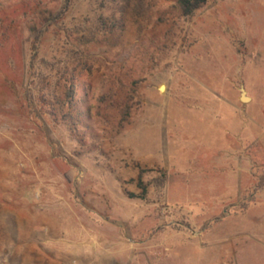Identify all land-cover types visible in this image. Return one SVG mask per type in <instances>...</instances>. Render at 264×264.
Here are the masks:
<instances>
[{"label":"rangeland","instance_id":"374dc122","mask_svg":"<svg viewBox=\"0 0 264 264\" xmlns=\"http://www.w3.org/2000/svg\"><path fill=\"white\" fill-rule=\"evenodd\" d=\"M175 4L0 0V264H264V0Z\"/></svg>","mask_w":264,"mask_h":264},{"label":"trees","instance_id":"16d2710c","mask_svg":"<svg viewBox=\"0 0 264 264\" xmlns=\"http://www.w3.org/2000/svg\"><path fill=\"white\" fill-rule=\"evenodd\" d=\"M207 2L208 0H176L175 7L178 12V16L176 18L177 19L183 18L184 20H190L200 9H202L207 4ZM121 4H122V12L124 11L127 12L131 7L134 13L135 12L140 13L143 9L144 0H136L134 4H132L131 0H121ZM109 20L111 24V29H109V32H111L112 29H115L116 27L119 28L122 27V26H117V24L121 21L120 19L117 20V18L110 17ZM164 21L165 23L169 22L167 18ZM97 22L98 24H101V27H104L106 25L101 16H99ZM91 29L94 30V27H92ZM92 30H90L91 39H93L94 36ZM91 69L89 68L88 72H90ZM107 79L108 81H106V86H108V90L107 92L104 91L97 98V105H98L97 108L100 109L103 106L107 108L113 107L115 111H117V115L115 116V119H117L116 125L117 127L119 126L123 127L124 123H128V119L130 118V111L132 109L130 102L133 99V93H135L134 86L137 85L138 82L137 79H131L130 77L128 78L126 76L124 79L117 78V76H115L114 74L107 77ZM72 85L73 84H71L67 88L66 92L68 96H72L73 98L74 86ZM118 95H120V97L116 99ZM160 177H161L160 186H162L163 184H165L167 175L165 172H162L160 173ZM262 187H264L263 180L259 182V184L257 185V189H261ZM140 198L143 199L144 196H141Z\"/></svg>","mask_w":264,"mask_h":264},{"label":"water","instance_id":"95a60500","mask_svg":"<svg viewBox=\"0 0 264 264\" xmlns=\"http://www.w3.org/2000/svg\"><path fill=\"white\" fill-rule=\"evenodd\" d=\"M163 88V89H162ZM160 90H164V86H161L160 87ZM249 100V98L245 95V90H244V88H241V94H240V101L241 102H246V101H248Z\"/></svg>","mask_w":264,"mask_h":264},{"label":"bare ground","instance_id":"6f19581e","mask_svg":"<svg viewBox=\"0 0 264 264\" xmlns=\"http://www.w3.org/2000/svg\"><path fill=\"white\" fill-rule=\"evenodd\" d=\"M163 89V88H162Z\"/></svg>","mask_w":264,"mask_h":264}]
</instances>
